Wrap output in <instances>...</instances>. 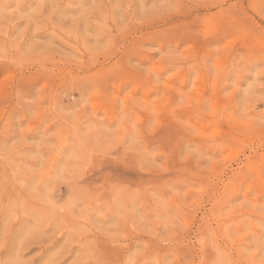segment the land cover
Returning <instances> with one entry per match:
<instances>
[{
  "label": "rangeland",
  "instance_id": "374dc122",
  "mask_svg": "<svg viewBox=\"0 0 264 264\" xmlns=\"http://www.w3.org/2000/svg\"><path fill=\"white\" fill-rule=\"evenodd\" d=\"M0 264H264V0H0Z\"/></svg>",
  "mask_w": 264,
  "mask_h": 264
},
{
  "label": "bare ground",
  "instance_id": "6f19581e",
  "mask_svg": "<svg viewBox=\"0 0 264 264\" xmlns=\"http://www.w3.org/2000/svg\"><path fill=\"white\" fill-rule=\"evenodd\" d=\"M156 25V24H155ZM147 61V60H146ZM91 70V69H90ZM178 72V71H177ZM210 74V73H209ZM197 76V75H196ZM211 76V75H210ZM142 90V89H141ZM141 92V91H140ZM119 95V94H118ZM200 103V102H199ZM199 103H198V105H199Z\"/></svg>",
  "mask_w": 264,
  "mask_h": 264
}]
</instances>
